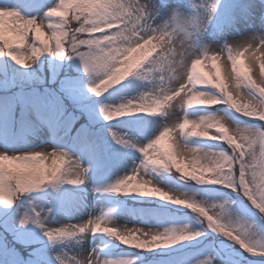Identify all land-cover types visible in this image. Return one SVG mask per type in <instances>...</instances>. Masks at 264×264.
Wrapping results in <instances>:
<instances>
[{"label":"snow or ice","instance_id":"1","mask_svg":"<svg viewBox=\"0 0 264 264\" xmlns=\"http://www.w3.org/2000/svg\"><path fill=\"white\" fill-rule=\"evenodd\" d=\"M0 264H264V0H0Z\"/></svg>","mask_w":264,"mask_h":264},{"label":"rangeland","instance_id":"2","mask_svg":"<svg viewBox=\"0 0 264 264\" xmlns=\"http://www.w3.org/2000/svg\"><path fill=\"white\" fill-rule=\"evenodd\" d=\"M53 2H55V0H53ZM168 140H165L164 141V144H165V146H168ZM128 220H129V218L128 217H121L120 218V223L121 224H127L128 223Z\"/></svg>","mask_w":264,"mask_h":264}]
</instances>
